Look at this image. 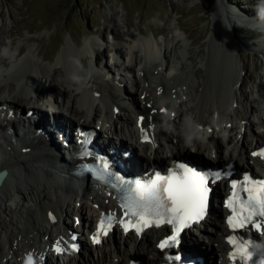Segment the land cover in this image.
Masks as SVG:
<instances>
[{
	"label": "bare ground",
	"instance_id": "6f19581e",
	"mask_svg": "<svg viewBox=\"0 0 264 264\" xmlns=\"http://www.w3.org/2000/svg\"><path fill=\"white\" fill-rule=\"evenodd\" d=\"M214 1L213 14L217 27L215 32L225 42L223 49L221 48L225 51L223 54L224 62L218 65L216 62L213 63L214 60L211 62L206 57L205 66L206 68L210 66L212 73L216 70L219 71L220 80L218 84L214 83L209 86V83H206L204 86L197 85L194 88L193 83L186 75V70L181 73L183 67L175 68L172 66V48L168 50V47L162 46L161 42L146 39L136 29L139 38L133 37L131 39L134 48L130 50L129 61L120 65L121 70H126L133 76L137 94V99L129 96L130 103L137 105L136 109L133 110L131 104L125 105L123 100L125 95L117 90L118 86L116 85L122 84L121 79L116 81L113 76H110V73L103 76L97 63L95 66H91L93 69L90 71L83 68V72L76 68L73 61L76 60L78 52L73 50L74 43L70 36L59 51L55 63L65 62L72 67L71 71H74V73L72 72L74 77L68 83H72L71 87L77 86V89H72L76 94L70 97L73 101L76 100L79 106L83 107V110L75 113L73 109L69 108L70 101L67 98V91L60 94L62 99L55 95V92H51L49 96L55 97L57 103L63 107L64 117L62 118L64 122L74 124L77 128L85 127L82 125L84 122L92 126L100 122L98 128L107 123L112 125L117 139L129 140L130 144L137 148L136 151L141 155L140 161L144 162L145 165H149L153 161H161V154L159 149L157 150L159 141L165 142L168 149L175 151L177 156L191 157L201 164H209V162L224 164L231 160L234 161L239 170L243 168L249 170L252 165L257 164L259 156L254 155V151L264 142V133H257L251 127L249 119H246V113L239 112L241 99H245L242 92L244 66L238 61L235 48L241 45L245 49L253 47L264 55V46L260 47L263 38L259 40L257 37V40L251 42L245 37L242 40L232 37L230 24L235 23V21H246L247 13H243L242 10L240 12L235 4L224 7L221 0ZM210 4L209 2L208 5L210 6ZM262 10L264 11V9ZM247 15L250 17L253 29L246 30L244 28L246 32L244 34L247 37L260 34L257 31L259 30L258 25L264 26V14L261 15L262 17H252L253 14ZM235 40L241 45L238 42L235 44ZM196 42L197 40L192 41V43ZM95 45V43L84 42L79 54L88 55L94 48L93 55L97 56L98 52H96ZM248 45L251 47L249 48ZM121 49V47L115 48V54H120V57ZM23 52L21 48L14 56L21 59ZM29 54L24 53L22 59L25 63H22L23 65L19 66L20 68L18 67L17 72L13 74V80L16 88L18 87V91L21 92L20 97L30 96L28 99L31 100L32 90L39 87L36 85L37 76L42 71H49L52 66L44 67L45 65L38 64L34 55ZM95 58L97 60V57ZM202 58L204 59V57ZM17 65L16 62L13 66L8 65L3 72L0 71L2 72L0 73V108L19 106V108L25 109L24 114H27L32 109L28 103L19 104V101L14 99L9 101L1 99L6 90L14 89V85L7 86L5 83L8 76L7 72H11ZM51 83L53 84V80ZM53 86L55 87V84ZM158 89H160L159 92H157ZM180 95L186 98L191 105L188 113H186L187 120L184 119V110H182L185 102L181 100L179 102ZM172 99H176L177 107L174 106ZM253 99L259 107L258 124L264 128L263 112L261 115L264 102L263 85L258 87ZM96 102L102 104V112L96 108ZM149 103L151 107H148ZM123 109L128 113L121 114ZM167 111L171 113L175 111L177 115L171 126L165 129L162 126V119L166 117L165 112ZM77 115L81 118L73 119ZM234 118L235 121L238 120L240 130L237 135L232 137L231 130L230 133L228 131ZM9 124L10 119L6 110L0 109V125L4 130H9L11 129ZM57 127L60 125L57 124ZM2 130L0 145H6L9 148L13 146L14 148L10 154H3V151L0 154V170L6 169L8 171V178L0 188V264H21L22 258L28 252L53 258V253L57 247L62 249L57 264H72L74 258L63 248V241L66 232H75L76 227L72 225L74 219H79L77 229H81L82 232L79 230L77 232L78 234L81 233L79 238L80 241L84 240L83 250L89 253L91 264H126L134 257L159 256L156 253V240L163 234V231L159 230L136 236L133 234L124 235L123 231L114 229L112 234L102 241L101 245L93 249L91 241L87 239V234L93 228L94 220L98 218L99 214L116 213L115 201L111 197L113 193L107 195L104 189L92 190L87 187L81 191L80 201L76 202L75 198L79 197L77 193L80 191L75 189L72 178H69L71 177L69 174L70 165L73 162L66 163L65 169L58 170L57 160L54 157L43 156L36 149H31L26 154L21 153L20 146L15 147L11 136L4 137ZM7 132L11 134L10 131ZM100 133L112 136L106 129H102ZM142 134L147 137V142L141 143ZM220 135L223 138L225 136L228 138V145L235 143V147L227 157L215 149ZM19 138L20 136H15L16 141L22 139L19 140ZM26 145L22 143L21 147H26ZM212 154H214V159L210 157ZM72 156L73 153L68 158L71 160ZM60 158L66 160L63 155ZM222 189L220 186H216L218 192H221ZM86 202L92 206L91 220L84 216ZM1 216L7 218L5 223L1 221ZM217 222L216 226L206 223L202 226L201 231L190 235L195 242L194 250L201 255L200 257L204 258V264H210V258L207 256L217 258L219 264L225 262L223 255L226 247L222 239L224 226L222 221L217 220ZM261 224L264 225V220L261 221ZM259 232L261 233V231ZM261 239L264 240V234L261 235ZM49 263L53 264V259Z\"/></svg>",
	"mask_w": 264,
	"mask_h": 264
},
{
	"label": "rangeland",
	"instance_id": "374dc122",
	"mask_svg": "<svg viewBox=\"0 0 264 264\" xmlns=\"http://www.w3.org/2000/svg\"><path fill=\"white\" fill-rule=\"evenodd\" d=\"M261 1L221 0L224 7L235 4L240 12L242 10L243 13L250 16L253 14L252 17H262L261 15L264 14L262 10L264 9V0ZM214 8V0H0V71L6 70L8 65L13 66L16 62L18 63L8 73L5 83L7 86L14 85V89L6 90L1 99L4 101L14 99L19 101V104L28 103L34 107L37 103L36 96L55 92V95L62 99L60 94L67 91V98L70 101V103L68 101L69 108L73 109L75 113L79 110L82 111L83 107H80L77 101L75 99L73 101L71 98L76 94L72 89H77V86L71 87L72 83H70L71 85L68 83L74 77L72 74L74 71H71L72 67L65 62L55 63L66 40L71 36L74 43L73 50L78 52L79 56L77 55L76 60L73 61L78 70L84 72L86 68L90 71L93 69L91 66H95L97 63L99 71L105 76L107 73H114L116 69L120 70V65L129 61L130 50L134 48L131 39L139 38L137 30L146 39L161 42L162 46L168 47V50L172 48V66L183 67L181 73L186 70V75L193 83L194 88L197 85L204 86L206 83H209V86L214 83L218 84L219 71L216 70L212 73L210 66L207 68L205 66L206 57L211 62L214 60L213 63L216 62L218 65L224 62L225 51L222 49L225 42L215 32L217 27L213 14ZM247 14L246 17L250 18ZM238 23L235 21L230 24L232 37L240 40L245 37L251 42L258 39L259 36L256 34L247 37L244 34L246 33L244 28H240ZM245 29L250 30L249 28ZM193 40H197V42L192 43ZM84 42L96 44L97 56L93 55L94 48H92V53L90 52L91 56L90 54H79ZM237 42L235 40V44ZM260 44V46H264V43ZM174 46L176 47L174 48ZM116 47L122 48L121 57L120 54H115ZM21 48L24 52L19 59L14 55ZM253 49L255 48L245 49L242 45L235 48V55L244 66L242 92L245 99H241L239 112L246 113V119H249L251 127L260 134L261 129L256 123L257 114L260 112H258V104L253 98L258 87L264 85V55L261 52H254ZM24 53L34 55L35 61L45 65L44 67L52 66L49 71H42L37 76L36 85L39 87L32 90L31 100L28 99L30 96L20 97L21 92L18 91L19 88H16L13 80V74L17 72L19 66L21 67L25 63L22 59ZM3 62L4 64H2ZM131 77L132 75L123 78L124 100L127 104L130 102L129 96L137 99L136 88ZM98 102H96V108L103 111L102 104ZM184 105L182 110H184V119L187 120L186 113L191 105L187 100ZM262 112L264 111H261V115ZM127 113L126 110L121 112V114ZM78 117L77 115L73 119L81 118ZM233 123L229 126L232 137L237 135L240 130L238 120L235 121L234 118ZM228 132L230 133V131ZM224 142L225 138L223 139V136L220 135L216 147L218 152H223ZM13 181L15 182V179ZM89 205L90 203L87 202L85 217L91 216V212H88ZM6 219L5 216H1V221L4 223Z\"/></svg>",
	"mask_w": 264,
	"mask_h": 264
},
{
	"label": "snow or ice",
	"instance_id": "6c2138e0",
	"mask_svg": "<svg viewBox=\"0 0 264 264\" xmlns=\"http://www.w3.org/2000/svg\"><path fill=\"white\" fill-rule=\"evenodd\" d=\"M254 155L264 156V151ZM180 167L183 169L181 176H177L175 173L167 179L157 176L147 185H142L139 181L132 182L123 177H116L120 181L122 191L126 190L127 192L123 202V207L126 209L125 215L139 218L136 224L132 225L137 232H140L142 227H149L152 224L157 227L162 223L173 226V233L159 243L158 247L161 249L178 244L181 231L189 227L191 222L203 219L208 206L210 178L193 168L184 165ZM107 168L108 165L105 164L104 169L107 170ZM244 179L246 185H251L241 189L247 193V199H241L240 193L237 191V184L233 183L231 185L232 195L227 203V206L232 209L233 215L228 218L227 222L233 229L251 224L257 231L264 234V225L254 219L255 217H264V180L252 181L247 176ZM236 203L241 205L239 212L235 206ZM107 219L110 228L113 217L109 216ZM120 223L124 226L125 231H128L131 221L125 223L124 220H121ZM104 224L105 220L102 218L100 229H103ZM104 234L107 232L105 231ZM99 235L98 230L97 235L93 237L95 243L100 242ZM228 242L236 245L235 252L232 253L233 260L236 259L237 254L243 264L252 260L253 252L248 249L249 247L255 249L254 244H237L234 238H229ZM56 251L61 252L62 249L57 247ZM176 259L179 260L180 257L177 256ZM28 264H32L31 257H29ZM259 264H264V261H259Z\"/></svg>",
	"mask_w": 264,
	"mask_h": 264
},
{
	"label": "water",
	"instance_id": "95a60500",
	"mask_svg": "<svg viewBox=\"0 0 264 264\" xmlns=\"http://www.w3.org/2000/svg\"><path fill=\"white\" fill-rule=\"evenodd\" d=\"M7 177H8V171L7 170L0 171V188L5 183Z\"/></svg>",
	"mask_w": 264,
	"mask_h": 264
}]
</instances>
